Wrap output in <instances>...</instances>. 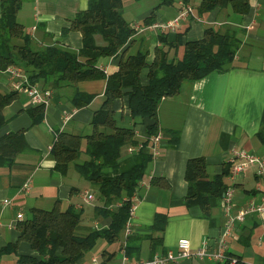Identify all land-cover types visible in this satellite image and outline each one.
<instances>
[{"label":"crops","instance_id":"1","mask_svg":"<svg viewBox=\"0 0 264 264\" xmlns=\"http://www.w3.org/2000/svg\"><path fill=\"white\" fill-rule=\"evenodd\" d=\"M145 1L149 7L142 9ZM180 1L172 5L157 7L156 0H123L125 18L137 29L138 41L130 51L140 46V37L150 41L148 61L154 57L155 47L160 44L159 32L145 27V19L152 13L157 20L174 18ZM201 1V0H200ZM200 1L192 0L196 16L185 19L176 32H167L168 40L177 42V34L182 40L198 39L204 35L207 26H215L225 32L228 27L237 28L242 45L233 62V67L224 72H212L194 82H186L180 94L166 97L158 110L159 130L166 133L161 154L150 161L145 177L134 196L136 210L132 218V232L128 236L125 229L118 241L109 242L106 238L97 240L94 247L80 260L93 264L95 256L102 253H115L108 263L117 264L122 258V249H129L132 259H150L157 252L176 249L178 240L187 237L194 248L199 247L205 238L214 243L223 233L225 216L222 210V197L211 199L210 217L203 215L199 205L188 206L185 196L188 182L185 177L187 162L192 157L203 156L207 160V171L211 176L222 173L229 166L233 148H244L259 155L264 160V0H251V8L242 17L231 13L229 8L216 7L200 15ZM157 2V3H156ZM89 5V0H23L18 12V21L24 25L37 46L57 45L64 49L79 51L83 46L82 33L72 28V20ZM2 0H0V17ZM200 17V18H198ZM154 21V22H155ZM98 42L104 43L101 36ZM132 40L127 46H130ZM127 46L125 48H127ZM122 52L114 56H102L99 66L109 75L119 68ZM182 56L184 45L173 49ZM25 69V68H24ZM142 82H148V68L142 71ZM43 88H48L38 82ZM107 79L80 81L81 91L93 93V101L84 107L72 106L69 97L73 87L53 91V98L45 106L44 119L33 123L29 109L36 105L25 91H16L13 101L6 107L7 123L0 129V136L25 128L26 140L30 149L22 152L12 167H0V249L18 239L17 225L21 220L19 212L28 215L33 207L52 209L58 200L61 208L73 204L83 209L78 232L86 234L93 229L108 227L111 215L99 208L105 200L99 199L98 188L86 179L72 163L66 173L55 170L56 160L52 147L58 130L78 135H88L93 131L91 123L94 111L105 99ZM0 90L10 92L11 78L6 70H0ZM15 92V91H14ZM114 109L120 121L128 124L131 117L129 95L114 100ZM158 130V131H159ZM178 134L177 142L171 134ZM136 138L146 140V123L136 126ZM83 154L79 160H85ZM128 143L121 150L118 167L108 174L128 170L142 160L141 150L131 151ZM143 151L151 153L150 146ZM258 165H248L244 175L235 184V210L246 202L256 200L264 203L258 186L264 182L258 174ZM154 176H164L168 187L152 183ZM228 176L226 181H228ZM92 193V201L85 200V194ZM99 199V200H98ZM114 203L109 209L117 210ZM158 215L166 220L164 230L156 227ZM161 226V223L159 224ZM161 239L154 245L156 239ZM227 251L239 259L236 264H264V212H254L236 224L230 236ZM28 243L22 242L18 254H34ZM128 253V252H127ZM14 252L0 253V264H19V255ZM34 264V263H23ZM171 264H220L213 260L187 258Z\"/></svg>","mask_w":264,"mask_h":264},{"label":"trees","instance_id":"2","mask_svg":"<svg viewBox=\"0 0 264 264\" xmlns=\"http://www.w3.org/2000/svg\"><path fill=\"white\" fill-rule=\"evenodd\" d=\"M186 3L192 0H182ZM176 0H159L157 7L172 5ZM23 0H2L0 17V70L10 65L25 68L33 82H42L54 92L63 88H75L69 97L72 106L89 105L93 93L81 91L78 84L83 80L107 79L105 99L94 111L91 123L93 131L84 136L68 131L57 132L52 147L56 160L55 170L66 173L72 163L82 176L98 188L99 199L105 200L101 211L111 215L108 227L93 229L86 234L78 232L83 209L71 204L61 208L58 200L52 209L33 207L28 215L17 225L18 239L0 249V253L18 254L20 243H28L34 254H18L19 261L34 264H78L94 247L97 240L106 238L109 242L118 241L125 229L134 204V196L144 179L153 156L143 151L142 160L131 168L119 173L113 172L119 164L124 145L138 144L136 126L146 123V140L158 132V110L166 97L181 93L186 82H194L212 72H224L233 67L234 58L242 45L237 28L228 27L223 32L215 26H207L204 35L198 39L182 40V33L177 34V42L168 40L166 33H159L160 44L155 47L154 57L148 61L150 41L140 37V46L130 51L131 45L138 41L137 29L129 22L123 11V0H89L85 10L80 11L72 20V28L82 33L83 46L79 51L64 49L57 45L37 46L32 36L18 21V12ZM229 8L231 13L240 17L250 11L251 0H201L198 13L204 15L216 7ZM197 15V14H196ZM156 17L152 13L144 21L145 26L153 23ZM98 36L104 40L98 42ZM134 38L130 46H127ZM184 45L182 56L173 49ZM127 46V48H125ZM119 68L107 74L98 64L102 56H114L122 52ZM148 68V82H142V71ZM16 91L0 90V129L7 123L6 107L13 101ZM129 95L131 117L128 124L120 121L114 109V100ZM46 104H36L29 109L33 123L44 119ZM25 128L7 132L0 136V167H12L19 155L30 149L26 140ZM173 135V136H172ZM174 142L178 134H171ZM88 157L79 160L84 150ZM205 157H192L188 160L185 177L188 191L185 201L188 206L199 205L203 215L210 217L211 199L222 197L230 173V164L222 172L211 176L207 171ZM152 183L168 187L169 181L164 176H154ZM120 203L117 210L109 206ZM156 227L164 230L165 216L158 215ZM161 223V226L159 224ZM161 239H156L158 245ZM128 254L131 250L127 249ZM115 253L104 251L101 261L108 263ZM224 264V263H220Z\"/></svg>","mask_w":264,"mask_h":264},{"label":"built area","instance_id":"3","mask_svg":"<svg viewBox=\"0 0 264 264\" xmlns=\"http://www.w3.org/2000/svg\"><path fill=\"white\" fill-rule=\"evenodd\" d=\"M195 6L188 2L180 1V7L177 15L169 20H157L143 29H151L159 33L176 32L181 27L182 22L190 16L197 18ZM200 18V17H198ZM6 71L11 78V90L25 91L32 98L35 104H47L53 98V90L51 88H43L39 83L33 82L26 70L18 65H10ZM166 133L159 130L149 138L148 145L150 146L151 154L157 157L161 154L162 145ZM144 143L140 142L131 146V151L141 150ZM230 173L228 174V184L222 196V210L225 216V224L223 233L212 243L209 238H205L199 247L194 248L192 242L187 237H182L178 240L176 249H170L166 252H157L150 259H132L126 249H122L121 261L117 264H171L178 263L187 258H199L200 260H213L224 264H236L239 259L232 256L227 251L228 240L235 230L236 224L242 222L246 217L254 212H264V203L257 202L255 199L246 202L238 210H235V184L237 180L244 175L248 165L257 164L258 174L264 178V160L257 154L252 153L244 148H233L229 158ZM260 197L264 202V182L258 186ZM86 201H92L95 196L92 193L85 194ZM117 205H120L118 203ZM136 210L134 203L131 208L130 217L125 226L126 235L132 232V218ZM18 217H25L23 212H19ZM23 264V263H19ZM78 264H89L81 261ZM93 264H113L103 263L98 256L93 258Z\"/></svg>","mask_w":264,"mask_h":264},{"label":"rangeland","instance_id":"4","mask_svg":"<svg viewBox=\"0 0 264 264\" xmlns=\"http://www.w3.org/2000/svg\"><path fill=\"white\" fill-rule=\"evenodd\" d=\"M156 1H159V0H156ZM197 2L198 1H200V0H196ZM151 1H145V3H143V7H142V9H146V8H148L149 7V3H150ZM157 3V2H156ZM99 200V199H98Z\"/></svg>","mask_w":264,"mask_h":264}]
</instances>
